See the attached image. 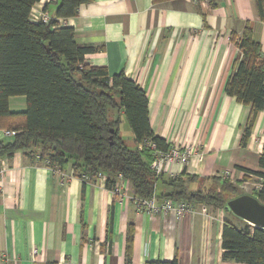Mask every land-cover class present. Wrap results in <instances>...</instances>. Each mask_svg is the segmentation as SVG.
<instances>
[{
  "label": "crops",
  "instance_id": "0c3cea01",
  "mask_svg": "<svg viewBox=\"0 0 264 264\" xmlns=\"http://www.w3.org/2000/svg\"><path fill=\"white\" fill-rule=\"evenodd\" d=\"M59 2L41 0L31 21L45 13L55 18ZM57 22L74 29L79 45L98 49L86 57L87 65L105 68L111 77L124 72L144 90L156 136L171 147L193 149L187 165L163 167L157 196L181 175L195 178L191 189L197 190L226 172L243 187L246 171L260 172L264 110L243 145L251 108L225 93L239 56L231 37L241 36L245 24L264 58V20L256 0H92L76 17ZM9 108L24 112L26 99L11 98ZM6 131L0 130V143L13 140ZM61 172L70 176L67 182L58 169L23 152L4 159L0 264H235L223 261L221 247L225 221L244 225L232 213L212 207L204 213L194 204L182 219L174 213L151 216L137 211L130 183L121 201L105 182H83L70 165Z\"/></svg>",
  "mask_w": 264,
  "mask_h": 264
},
{
  "label": "trees",
  "instance_id": "16d2710c",
  "mask_svg": "<svg viewBox=\"0 0 264 264\" xmlns=\"http://www.w3.org/2000/svg\"><path fill=\"white\" fill-rule=\"evenodd\" d=\"M171 1L175 0H153V5ZM40 2L0 0V130L15 132L11 142L0 143V160L23 152L48 161L52 169L64 170L70 165L78 177L94 179L102 174L109 191L121 175L131 184L135 198L153 197L161 176L151 170L155 152L147 145L154 144L162 153L171 146L151 128L146 93L124 72L111 77L105 68L87 65L86 57L98 49L79 45L74 29L59 28L58 19L76 17L79 8L92 0H60L49 23L31 21V12ZM256 5L264 20V0H256ZM231 41L239 56L225 93L251 108L243 138L246 145L257 116L264 110V58L249 24L241 36L233 34ZM13 97L26 99L24 112L10 111ZM122 118L131 129L134 149L120 135ZM259 168L260 172L246 171L245 175L262 181L252 197L264 204V154ZM195 180L181 175L166 183L171 189L168 193L156 196L224 211L229 201L244 196L238 194L241 184L229 180L212 179L210 185L193 190ZM221 237L223 261L264 264V229L225 221Z\"/></svg>",
  "mask_w": 264,
  "mask_h": 264
},
{
  "label": "built area",
  "instance_id": "2783aa9c",
  "mask_svg": "<svg viewBox=\"0 0 264 264\" xmlns=\"http://www.w3.org/2000/svg\"><path fill=\"white\" fill-rule=\"evenodd\" d=\"M37 22L42 23H49L51 20V17L45 13L41 16V18L36 19ZM7 136H15V132L6 131L4 132ZM150 149H152L155 154V159L151 165V170L157 175H161L163 171L164 166H173V165H187L189 161L191 160L194 151L192 148L181 146V145H175L170 148V150L166 153L158 152L156 151V146L154 144L148 143L147 145ZM141 148V147H140ZM36 160H39V157H36ZM46 165H48V161H44ZM4 172V159L0 160V176ZM58 173L62 175V178L65 182H67L70 178V176L63 175L60 169H58ZM249 177L246 180V177ZM83 182H90V181H100L105 182L106 179L102 174H98L94 179H90L89 176L82 175L79 177ZM221 179L229 180L230 182H235V175L234 173H223L221 174ZM249 179H256V183L254 184L256 186V189L260 190L262 187V181H259L257 178H254L251 175H245V178L241 181L243 187H247L249 185L248 180ZM128 184L129 182L125 180L121 175L117 177L116 183L111 190L113 196L115 198L120 199L121 201L125 200L128 192ZM131 200L134 202V205L138 212L140 213H147L151 216H157V215H163L167 216L170 213H174L175 216L178 219H182L187 214L193 213L194 205L189 204L184 201L175 202L171 199H159L156 195H153V197L149 199H139L135 198L134 195L131 198ZM202 211L204 213L207 212V206H201ZM32 254L36 257L37 256V250H34Z\"/></svg>",
  "mask_w": 264,
  "mask_h": 264
},
{
  "label": "water",
  "instance_id": "95a60500",
  "mask_svg": "<svg viewBox=\"0 0 264 264\" xmlns=\"http://www.w3.org/2000/svg\"><path fill=\"white\" fill-rule=\"evenodd\" d=\"M226 211L254 228L264 229V204L250 195L229 201Z\"/></svg>",
  "mask_w": 264,
  "mask_h": 264
},
{
  "label": "rangeland",
  "instance_id": "374dc122",
  "mask_svg": "<svg viewBox=\"0 0 264 264\" xmlns=\"http://www.w3.org/2000/svg\"><path fill=\"white\" fill-rule=\"evenodd\" d=\"M120 130H121V136H122V139L125 141L126 145L129 147V148H133L134 147V141H133V135H132V132L128 126V123L126 122H123L120 126ZM231 184H236L235 182H230ZM215 186L217 188H219V186L215 183ZM256 189V186L253 184V183H250L246 188L245 187H240L238 189V194H244V195H249L251 194V192L253 190ZM218 190V189H217ZM226 197L229 199L231 198V196L229 194L226 195ZM210 208V206H209ZM239 219V218H237ZM240 220V219H239ZM242 221V220H240ZM238 223H242V222H239Z\"/></svg>",
  "mask_w": 264,
  "mask_h": 264
}]
</instances>
